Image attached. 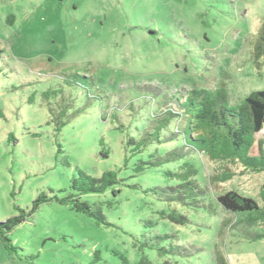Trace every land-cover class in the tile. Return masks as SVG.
<instances>
[{"label":"rangeland","instance_id":"obj_1","mask_svg":"<svg viewBox=\"0 0 264 264\" xmlns=\"http://www.w3.org/2000/svg\"><path fill=\"white\" fill-rule=\"evenodd\" d=\"M263 25L264 0H0V221L19 216L18 209L30 213L42 193L68 196L77 169L94 177L114 171L122 180L117 196L81 198L102 205L110 227L53 200L8 234L16 253L0 240V264H139L143 257L152 264H215L216 248L228 264H264V238L251 240L240 229L220 234L222 221L243 214L217 202L235 191L264 207V172L194 155L213 211L195 209L147 192L175 185L165 172L177 163L134 170L151 153L182 146L181 137H165L184 126L183 118H172L162 142L141 153L128 145L154 132L166 111L179 113V101L195 88L223 86L233 108L264 90V56L260 69L254 57ZM76 74L94 86H68L66 77ZM51 91L61 94L46 99ZM49 103L72 115L60 132ZM260 140L264 129L253 156ZM226 169L236 176L215 180ZM172 211L187 224L164 218ZM248 231L264 234V227ZM157 235L172 238L143 246ZM171 245L190 256L161 252Z\"/></svg>","mask_w":264,"mask_h":264},{"label":"trees","instance_id":"obj_2","mask_svg":"<svg viewBox=\"0 0 264 264\" xmlns=\"http://www.w3.org/2000/svg\"><path fill=\"white\" fill-rule=\"evenodd\" d=\"M254 49L256 65L260 69V59L264 56V25L259 31ZM65 81L68 86H94L89 77L77 74L67 76ZM60 94L59 91H51L45 93L44 96L46 99H50V96L57 98ZM178 105L181 109L179 113L176 110L166 111L157 121L154 132H145L139 141L130 138L128 145L134 147L133 152L141 153L149 144L162 142L161 133L168 129L172 118H183L184 126L181 128L178 126L175 133H170V136L165 137V140L181 137L182 146L166 152L163 156L155 151L149 155L148 160H139L134 170L140 174L150 168L177 163L175 171L165 172L166 176L175 180V185L166 188L154 187L148 189L147 192H153L169 203L178 202L195 209L204 208L213 211L211 205L207 206L204 203L207 191L199 185L197 180L199 170L193 156L205 154L212 162L240 163L245 170L254 173L264 172V143L262 140L259 141V154L256 156L251 154L256 142V135L264 129V90L252 92L237 108H233L228 106L227 94L223 86L215 89L195 88L189 91ZM67 111L68 108L61 106L59 110H56L49 103L51 122L56 125L57 132H60L70 121L72 115H69ZM79 113L80 111H77V114ZM107 155L108 153L104 154V157L107 158ZM235 176L236 174L232 170L226 169L214 178L218 182L225 183ZM121 181L114 171H107L101 177H94L77 169L71 181V193L68 196L60 199L57 196L49 197L46 193H42L33 202L30 213L27 214L24 210L18 209L19 216L4 222L0 221V240L7 250L16 253L18 249L12 244L8 234L24 223L28 216L39 210L43 204L53 200L71 206L72 210L86 215L100 226L110 227L111 224L103 212L102 205L89 203L81 198L90 194L104 195L108 191H111L113 196H117L121 192L118 188ZM261 196L264 202V188L261 190ZM217 202L229 214H243L242 218L235 219V221L231 219L222 221L221 235L228 228V230L240 229L251 240L264 238V234H252L248 231L253 227H264V207H261L256 200L230 191L220 195ZM106 203L109 207L114 205L112 201ZM163 216L172 223L180 225H186L188 222L184 215L176 211L167 215L163 214ZM166 238L172 237L157 235L154 239L145 242L143 246L153 248L155 247L154 240L157 242ZM160 250L164 253L190 256L189 250L181 246L171 245L168 250L162 248ZM214 258L215 264H228L225 255L217 248L214 251ZM139 264L152 263L143 257Z\"/></svg>","mask_w":264,"mask_h":264}]
</instances>
